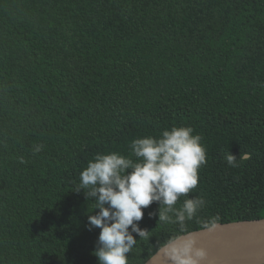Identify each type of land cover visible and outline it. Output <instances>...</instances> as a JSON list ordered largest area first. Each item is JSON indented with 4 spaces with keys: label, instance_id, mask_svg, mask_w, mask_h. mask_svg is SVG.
Listing matches in <instances>:
<instances>
[{
    "label": "trees",
    "instance_id": "16d2710c",
    "mask_svg": "<svg viewBox=\"0 0 264 264\" xmlns=\"http://www.w3.org/2000/svg\"><path fill=\"white\" fill-rule=\"evenodd\" d=\"M173 125L203 138L206 205L183 232L145 209L128 264L264 217V0H0V264H98L81 171Z\"/></svg>",
    "mask_w": 264,
    "mask_h": 264
},
{
    "label": "clouds",
    "instance_id": "9594fccd",
    "mask_svg": "<svg viewBox=\"0 0 264 264\" xmlns=\"http://www.w3.org/2000/svg\"><path fill=\"white\" fill-rule=\"evenodd\" d=\"M202 136L194 134L188 126L163 130L159 136H145L130 142V156L119 152L98 153L81 171L75 192L83 191L92 202L94 212L87 217V230L99 229L92 253L98 264H128V255L140 239H148L151 231L141 227L145 209L157 204V211L149 218L157 223H172L185 230L206 205L202 196L188 197L197 188L199 171L207 163V151ZM35 147V152L42 149ZM131 157H135L132 159ZM239 158L230 151L226 154L229 167H239ZM183 199L177 207L178 201ZM221 217L214 216L201 223L204 231L214 232ZM162 247L171 264H206L208 252L198 247L197 239L189 233L187 238H170ZM159 250V249H158Z\"/></svg>",
    "mask_w": 264,
    "mask_h": 264
},
{
    "label": "water",
    "instance_id": "95a60500",
    "mask_svg": "<svg viewBox=\"0 0 264 264\" xmlns=\"http://www.w3.org/2000/svg\"><path fill=\"white\" fill-rule=\"evenodd\" d=\"M191 233L208 252L206 264H264V217L219 223L214 232L202 228ZM144 264H171L167 251L161 247Z\"/></svg>",
    "mask_w": 264,
    "mask_h": 264
}]
</instances>
